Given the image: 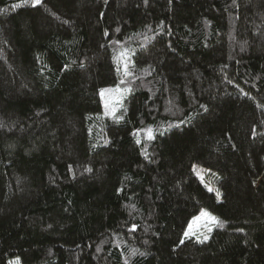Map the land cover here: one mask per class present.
Instances as JSON below:
<instances>
[{"label":"trees","instance_id":"obj_1","mask_svg":"<svg viewBox=\"0 0 264 264\" xmlns=\"http://www.w3.org/2000/svg\"><path fill=\"white\" fill-rule=\"evenodd\" d=\"M9 259L264 264V0H0Z\"/></svg>","mask_w":264,"mask_h":264},{"label":"rangeland","instance_id":"obj_2","mask_svg":"<svg viewBox=\"0 0 264 264\" xmlns=\"http://www.w3.org/2000/svg\"><path fill=\"white\" fill-rule=\"evenodd\" d=\"M117 98V92L111 93L108 95V100H116ZM124 98V96H123ZM122 98V99H123ZM195 171L200 175L202 183L205 185V187L208 190H211L215 192L217 197L221 199L222 193L219 188V181H220V175L213 171L212 169L201 167L199 165H196L194 167ZM260 180L258 181V183ZM219 193V195H218ZM207 213V215H205ZM211 217H215L212 213H210L208 210L204 209L202 210L198 215H196L186 233L185 237H196L197 239H204L205 236H209V230L213 227L214 223ZM9 264H14L13 259H9Z\"/></svg>","mask_w":264,"mask_h":264},{"label":"snow or ice","instance_id":"obj_3","mask_svg":"<svg viewBox=\"0 0 264 264\" xmlns=\"http://www.w3.org/2000/svg\"><path fill=\"white\" fill-rule=\"evenodd\" d=\"M35 2L36 3H39V0H35ZM218 195H219V193H218ZM205 215H207V213H205ZM211 219L213 220V222H215V223H220L218 220H217V218L216 217H211ZM222 226V225H221ZM210 231H211V229H210ZM242 231V230H241ZM186 235H187V233H186ZM204 239L205 240H207L208 239V237L207 236H205L204 237ZM201 242H203V241H201ZM181 243H183V241H181Z\"/></svg>","mask_w":264,"mask_h":264}]
</instances>
